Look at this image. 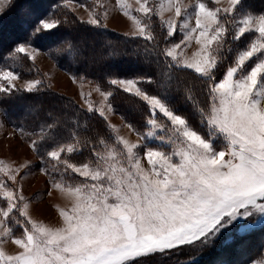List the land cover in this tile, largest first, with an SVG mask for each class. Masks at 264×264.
<instances>
[{
	"label": "rangeland",
	"instance_id": "1",
	"mask_svg": "<svg viewBox=\"0 0 264 264\" xmlns=\"http://www.w3.org/2000/svg\"><path fill=\"white\" fill-rule=\"evenodd\" d=\"M239 1L64 2L84 23L130 35L146 34L157 17L179 38L167 52L204 75L220 60L230 29L234 37L254 32L216 85L210 135L189 128L142 93L136 79H118L116 84L170 119L169 127L154 121L147 136L139 134L114 111L109 92L74 76L37 46H16L38 76L0 69V91L33 90L45 81L104 115L117 143L100 150L92 163H65L69 174L80 176L66 182L59 169L53 171L56 163H39L33 142L0 110V264H128L157 252L195 249L219 233L264 229V13L233 19ZM12 2L0 0V15ZM40 23L49 30L58 25L55 18ZM255 55L259 60L243 73ZM160 130L157 139L168 147H145L146 138L152 141ZM65 149L73 150L70 145L52 150V161ZM246 264H264V258Z\"/></svg>",
	"mask_w": 264,
	"mask_h": 264
},
{
	"label": "trees",
	"instance_id": "2",
	"mask_svg": "<svg viewBox=\"0 0 264 264\" xmlns=\"http://www.w3.org/2000/svg\"><path fill=\"white\" fill-rule=\"evenodd\" d=\"M64 2L46 0L42 5L37 0H13L0 15V69L37 77L30 59L15 51L18 44H32L47 51L74 76L92 80L109 92L114 111L139 134L147 136L154 121L169 127L170 119L143 96L116 84L118 79H136L142 93L155 97L175 116L184 119L189 128L200 134L212 133L210 120L216 85L234 67L238 53L251 44L254 32L234 37L230 29L220 60L210 75H204L180 64L167 52L179 38L170 35L157 17L150 19L146 34L130 35L102 24L84 23ZM237 4L233 19L247 13H264V0H240ZM52 18L58 22L56 27L49 30L41 26L42 20ZM260 56L249 58L241 71H250ZM0 110L7 123L33 142L39 163H56L53 171L59 169L66 182L68 177L73 181L80 176L69 174L65 163H92L100 150L117 143L104 115L56 92L45 81L33 90L0 91ZM162 133L157 131L152 141L146 138L145 147H168L157 139ZM69 145L73 150L65 149L61 159L53 162L50 152ZM10 226L14 228L13 223ZM167 255L157 252L154 258L145 256L128 264H246L264 258V229L232 232L230 236L219 233L195 249Z\"/></svg>",
	"mask_w": 264,
	"mask_h": 264
}]
</instances>
